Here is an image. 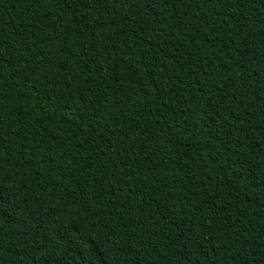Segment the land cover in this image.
I'll list each match as a JSON object with an SVG mask.
<instances>
[{
  "label": "trees",
  "instance_id": "obj_1",
  "mask_svg": "<svg viewBox=\"0 0 264 264\" xmlns=\"http://www.w3.org/2000/svg\"><path fill=\"white\" fill-rule=\"evenodd\" d=\"M0 264H264V0H0Z\"/></svg>",
  "mask_w": 264,
  "mask_h": 264
},
{
  "label": "snow or ice",
  "instance_id": "obj_2",
  "mask_svg": "<svg viewBox=\"0 0 264 264\" xmlns=\"http://www.w3.org/2000/svg\"><path fill=\"white\" fill-rule=\"evenodd\" d=\"M2 195H3V194H0V209H4V208H6V206H5L4 203H3Z\"/></svg>",
  "mask_w": 264,
  "mask_h": 264
}]
</instances>
